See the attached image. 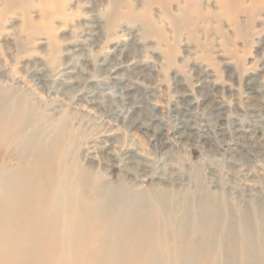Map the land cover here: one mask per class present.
<instances>
[{
  "label": "rangeland",
  "instance_id": "rangeland-1",
  "mask_svg": "<svg viewBox=\"0 0 264 264\" xmlns=\"http://www.w3.org/2000/svg\"><path fill=\"white\" fill-rule=\"evenodd\" d=\"M225 5L25 0L8 9L0 0V101L22 103L31 117L25 135L45 150L53 171L45 183L26 185L29 206L0 220V229L30 235L16 260L111 264L127 250L126 264H148L151 253L162 264H217L220 257L208 253L217 247L203 246L226 233L232 258L221 259L248 264L234 237L242 211L264 201V0ZM159 130L167 133L164 145L154 138ZM9 149L0 146V158L17 170ZM64 164L83 169L81 185L73 171L62 174ZM61 183L69 194L80 185L79 207H66L48 225ZM138 194L148 223L132 227L133 246L110 247L124 221L105 200L117 198L115 209L125 198L134 205ZM157 199L172 207L160 208ZM65 233L70 241L62 245Z\"/></svg>",
  "mask_w": 264,
  "mask_h": 264
},
{
  "label": "bare ground",
  "instance_id": "bare-ground-1",
  "mask_svg": "<svg viewBox=\"0 0 264 264\" xmlns=\"http://www.w3.org/2000/svg\"><path fill=\"white\" fill-rule=\"evenodd\" d=\"M24 1L25 0H3V3L6 5L8 9H10L11 7L17 4L19 5L20 2L23 3ZM187 1L193 2V1H198V0H187ZM221 1L226 2V5L224 7L226 9L228 8L229 5L239 0H221ZM21 104L22 103H15V105L13 104L11 106H5L0 101V146L2 147L6 145L10 147L9 149L10 151L8 152L15 155L14 158L18 162V166H19V168L15 170V167H13V165H9L7 161H4L2 158H0V217H1L0 220L1 221H5L6 218L9 216L16 215V212H19L20 210H22L23 208L31 204V201H27V199L30 200V198L26 196V194H29L28 188H25L26 185L34 183L35 180L38 183L43 184L46 182V179H48L49 177H52L53 175V171L48 169V166L45 164L44 162L45 160L43 159V156H44L43 154L45 150H43V148L40 146L39 143L31 145L30 139L25 135V130L28 129V126H30L31 124L30 123L31 117H30V114L25 113V109L22 107ZM61 130H63V128ZM183 131L178 130L180 139H184L187 136L185 135V132ZM154 138L155 140L162 141V145L166 143V142H163L164 140L165 141L168 140L167 133L164 134L162 130L154 132ZM50 141L55 142V138L51 139ZM26 144L30 146L27 147ZM61 156L64 160H66L65 159L66 156H64L63 151L61 152ZM76 166L77 165H74V164H71V165L64 164L63 165L64 172L62 174H65L68 176L69 174H71L70 172L73 171L72 173L75 176V180L80 182L81 181L80 174L82 173L83 169L80 168L81 169L80 170L79 167L77 166L78 167L77 168ZM59 173L56 174V176L61 179L62 174L61 172ZM56 180L57 179H54V181ZM55 183L56 182L52 183L51 187H53ZM80 185H81V182H80ZM77 188L74 189L73 191H70V194H69L67 187L61 183V198L58 195V197L55 199L56 203L59 200L56 206H55L56 203L53 204L54 198H52V200L50 201V204L53 205L52 209H53L54 215L46 217L47 219L46 224L50 225L51 223H56L58 219L55 218L54 216L57 215L58 213L65 211L66 207L77 210V208L79 207L78 202H77V196H78L79 189ZM143 197L144 195L138 194L135 197L134 205L130 204V202L126 203L127 201H129V198H125L124 203L121 206L115 208L118 210L114 209V206L117 205L115 203L117 198L115 199L112 195V196H108L107 200H105V205L108 207L109 211L113 210L114 217L124 221L122 227L115 228V231L119 230L120 233L118 235V238L112 239L114 243H110V247L117 248L118 246H123L126 249L130 243H131L130 246H133L135 231L132 230V227L135 225H139V226L144 225L145 222L148 223L149 221V220L147 221L145 220L146 216H144L143 212L140 215L141 210H138V207H137L139 206L140 208L143 202ZM156 203H157V206H159L160 208H171L172 207L170 203L168 201H165L164 199L162 200L157 199ZM88 211L91 214H93L95 218H100L103 216V215H100L101 210L97 206H89ZM138 212H139V216H136L138 215ZM198 213H199V208L197 207L194 208V214L197 215ZM135 217H137L138 220H142V221H138L137 218ZM178 219H179L178 223L180 224L179 226L181 229V233L184 234L185 233V230H184L185 222H186L185 215L180 216ZM249 219H252L253 225L252 224L251 225L253 227L249 225L250 224ZM38 221L40 224H42L45 222V218L39 217ZM8 228L0 229V257L9 255L8 257L10 258V260L3 261L0 258V264H26L24 259L16 260L15 259L16 254L14 252L16 248L19 247V245L24 246L26 244V242L30 239V235H26L23 232L25 235L15 236L13 232L8 230ZM52 230L54 231V229ZM209 233L213 234V231L210 230ZM104 236H100V235L96 236L97 241L100 242L98 243V246L106 247L108 245V243L103 242ZM62 237L64 238L62 242H65L62 245L66 244L67 242L69 244L70 236H68V234L65 233L62 235ZM109 237L110 235H107L108 239ZM228 238H229V235H227L226 233H222V236L219 238L220 239L219 243L216 244L215 242H212L211 244V242L210 243L208 242L209 243L208 245L203 246V248L208 247L210 249L217 247L215 248L216 250L208 251V253L210 254H216L218 258L220 257L217 264H228V262H226L224 259H221L222 256L226 255L228 259L232 258L231 253H230L231 250H228V247L226 246H230L234 241L227 240ZM234 238L238 239V244L240 245L241 254L244 257H246L248 264H264V244H263V241H264V201H262L259 204L257 203V205L253 207L251 214L248 210L244 212L242 211L239 228L236 233V237ZM118 240H122L123 243L118 244ZM8 248H10L9 252L7 250ZM21 248H22L20 249L21 252L25 253L24 248L23 247ZM203 248L202 249L197 248L193 250L195 252H200V251L203 252ZM224 248H227V249L225 250ZM128 252L129 251L126 250V254H125L124 250H114V253L117 255H121V256H123L124 254L125 255L123 257L113 258L111 264H126L125 256H127ZM86 256L90 257V254H86ZM90 260L93 263V259L91 257L87 262H90ZM162 260L163 259L159 257L158 255H156L155 253H151L148 259V264H162ZM42 264H49V263L42 262ZM55 264H65V263L61 260V261L56 262ZM101 264H102V260H101ZM167 264H170V260L167 261Z\"/></svg>",
  "mask_w": 264,
  "mask_h": 264
}]
</instances>
